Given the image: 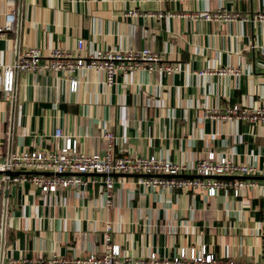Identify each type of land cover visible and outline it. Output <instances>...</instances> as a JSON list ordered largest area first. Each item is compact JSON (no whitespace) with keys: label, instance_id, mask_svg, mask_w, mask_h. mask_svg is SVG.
I'll list each match as a JSON object with an SVG mask.
<instances>
[{"label":"crops","instance_id":"1","mask_svg":"<svg viewBox=\"0 0 264 264\" xmlns=\"http://www.w3.org/2000/svg\"><path fill=\"white\" fill-rule=\"evenodd\" d=\"M11 9L14 29L0 35V63H13L26 47L43 55L57 47L72 51L82 39L83 55L150 48L180 70L119 72L111 86L103 73L79 70L75 91L58 72L16 71L10 99L0 94L1 157L58 147L63 139L53 132L60 127L85 153L103 152L100 135L111 131L116 156L154 155L191 166L213 150L254 164L257 176H264V125L207 117L264 100V27L241 18L264 11V0H0V25ZM216 9L237 17L192 18ZM220 68L239 74H197ZM97 178L54 193L5 183L0 264L101 253L106 223L111 243L131 257L150 251L171 256L180 247L204 244L216 256L264 264V179L238 197L229 190L208 197L191 189L144 188L135 176L115 175L106 206Z\"/></svg>","mask_w":264,"mask_h":264},{"label":"built area","instance_id":"2","mask_svg":"<svg viewBox=\"0 0 264 264\" xmlns=\"http://www.w3.org/2000/svg\"><path fill=\"white\" fill-rule=\"evenodd\" d=\"M135 15V12H131ZM157 16H162L157 14ZM236 13L225 10L206 11L192 18L203 20H234ZM260 27H264V11H257L250 16L241 17ZM15 24L14 10L5 13L4 23L0 25V35L12 31ZM84 42L78 39L74 50L52 48L43 55L40 48L26 47L13 63H0V94L5 100L15 87V70L36 73L44 70L58 72L69 84V90L75 91L78 80L74 77L76 71L91 70L103 73V83L111 86L119 72H132L136 69L148 73L160 72L170 75L180 70V65L164 60L162 53L150 48L115 49L104 48L90 51L83 55ZM207 73L239 74L238 69L220 68L214 72L201 70L197 74ZM209 118L237 121L247 120L253 124L264 125V100L254 108H242L239 104L227 107L223 113H210ZM107 147L103 152L85 153L78 149L77 139L64 134L60 127L53 132L55 139H63V143L51 150L42 148L22 149L10 154L9 158L0 155V188L6 183H30L40 188L43 193H54L59 189H78L88 182H97L101 176L100 188L105 205L111 204L112 188L115 175H130L136 177V182L144 188H162L180 190L191 189L215 196L223 190H229L233 196L242 194L245 187L257 184L253 178L239 176H257L259 168L254 164L237 163L231 154L207 151L191 166L159 158L154 155L116 156L112 152L116 136L111 131L100 135ZM124 152L123 147L119 149ZM5 171L18 172L5 175ZM221 176V177H220ZM110 224H105L109 232ZM106 233L104 249L101 253L90 252L86 255L28 258L12 260V264H258L255 260L245 261L226 256H216L206 245L180 247L175 254L159 255L150 251L143 256L131 257L121 252L120 246L111 243L109 233Z\"/></svg>","mask_w":264,"mask_h":264},{"label":"water","instance_id":"3","mask_svg":"<svg viewBox=\"0 0 264 264\" xmlns=\"http://www.w3.org/2000/svg\"><path fill=\"white\" fill-rule=\"evenodd\" d=\"M19 57V56H18ZM17 57V58H18ZM17 58H16V60L15 61H17ZM16 71L17 70H15V74H16ZM14 89H15V87H14ZM14 92V91H13ZM13 94V93H12ZM10 156V155H9ZM9 156L7 157V158H9ZM13 173H18V172H10V171H5L4 172V174L5 175H10V174H13ZM221 177V176H220ZM239 178H253V179H256V180H259V179H264V176H262V177H259V176H239ZM8 184V182H6V185Z\"/></svg>","mask_w":264,"mask_h":264}]
</instances>
